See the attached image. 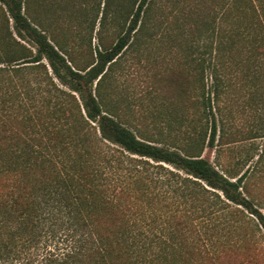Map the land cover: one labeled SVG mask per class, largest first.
<instances>
[{"label":"trees","instance_id":"1","mask_svg":"<svg viewBox=\"0 0 264 264\" xmlns=\"http://www.w3.org/2000/svg\"><path fill=\"white\" fill-rule=\"evenodd\" d=\"M0 2L5 20L0 29V264H9L13 247L51 220L71 240L57 264H143L148 253L161 260L179 257L171 244L153 252L152 239L146 243L147 235L135 227L140 223L129 219L137 211L129 202V184L141 185L149 166L162 170V163L185 174L169 170L167 178L181 203L183 198L190 200L189 206L206 215L233 203L256 215L264 226L261 213L242 193L243 173L220 170L201 154L207 129L204 147L214 148L217 120L212 101L229 83L220 73L234 61L235 0L223 1L222 34L215 45L209 44V53L215 54L207 63L210 83L202 98L207 127L194 133L185 126L174 134L160 133V138L136 135L114 117L99 92L109 66L129 44L151 0H138L114 43L96 48L93 58L81 66L65 38L55 33L49 38L45 23L38 26L29 19L34 15L29 0ZM243 4L264 19V0ZM242 35L252 49V42L264 40V31L252 38L249 23ZM205 186L213 189L215 199L205 196ZM133 192L140 199L142 192Z\"/></svg>","mask_w":264,"mask_h":264},{"label":"rangeland","instance_id":"2","mask_svg":"<svg viewBox=\"0 0 264 264\" xmlns=\"http://www.w3.org/2000/svg\"><path fill=\"white\" fill-rule=\"evenodd\" d=\"M223 1L151 0L147 11L141 13L137 30L99 87L114 117L136 135L160 138V133L174 134L185 126L194 133L207 127L209 117L202 98L210 83L207 63L215 54L209 53V44L212 41L215 45L222 34ZM137 2L29 0L34 11L29 19L38 26L45 23L49 38L52 33L65 38V46L73 50L81 66L93 58L96 48H109L114 43ZM243 5V0H235L232 11L238 32L233 64L224 72L218 67L229 83L212 101L217 120L215 145L204 147L207 129L201 154L220 170L243 173L242 193L264 218V40L252 42V49L242 35L243 26L249 23L252 38H257L264 31L259 26L260 21L264 27V19ZM4 25L0 11V29ZM162 164V170L149 166L141 185L129 184L133 187L129 202L137 209L129 219L140 223L135 227L147 235L146 243L152 239L153 252L171 244L179 257L161 260L148 253L143 264H264V226L256 215L233 203L210 215L189 206L190 200L183 198L181 203L167 178L171 177L169 170L185 174ZM135 188L142 192L140 199L136 198L139 193L133 192ZM206 188L205 196L215 199L213 189ZM37 230L31 231L27 242L13 247L9 264H57L70 248L71 240L58 223L46 221ZM173 234L177 237L172 240Z\"/></svg>","mask_w":264,"mask_h":264}]
</instances>
